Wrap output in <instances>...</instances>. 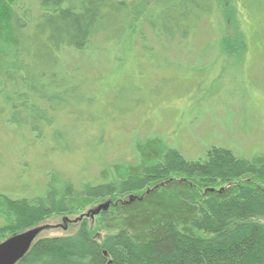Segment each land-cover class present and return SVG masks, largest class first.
<instances>
[{"label":"trees","instance_id":"obj_1","mask_svg":"<svg viewBox=\"0 0 264 264\" xmlns=\"http://www.w3.org/2000/svg\"><path fill=\"white\" fill-rule=\"evenodd\" d=\"M235 2L33 0L25 7L19 0H0V108L11 112L4 123L21 121L39 141L51 131L55 150L78 149L56 144L78 137L59 116L75 115L77 122L83 112L72 113V105L95 104L90 90L77 84L81 70L71 65L76 54H103L107 42L128 44L136 56L135 43L149 57L154 46L191 54L194 41L208 30L213 36L203 43L208 50L202 55L214 50L225 60L242 61L264 29L258 25L246 39L255 22L245 15L249 33L231 39L209 22L236 21ZM257 22L264 23V13ZM92 122L98 128L91 146L96 147L104 125ZM137 150L134 164L115 162L78 189L59 175L42 196L6 198L10 217L0 227V239L109 202L93 218L82 216L72 233L41 237V232L16 264H264V154L243 158L211 146L202 158L190 160L156 137Z\"/></svg>","mask_w":264,"mask_h":264},{"label":"rangeland","instance_id":"obj_2","mask_svg":"<svg viewBox=\"0 0 264 264\" xmlns=\"http://www.w3.org/2000/svg\"><path fill=\"white\" fill-rule=\"evenodd\" d=\"M32 1L19 3L26 7ZM255 1L236 0V21L223 23L216 18L209 20L210 28L235 39L237 34L249 33L245 15L250 16L255 23L246 39H251L258 25L264 29V23L257 22L264 13V0ZM205 31L194 41L191 54L175 47L164 52L154 46L156 52L149 57L142 55L141 44L135 43L136 56L128 44L108 42L103 54H76L71 65L81 70L77 84L90 90L95 104L81 109L72 105V113L83 112L80 121L76 122L75 115L59 116L71 135L77 133L78 137L57 139L56 144L64 148L80 145L73 151L55 150L51 131L39 141L18 119L17 124L4 123L10 108H0V227L10 217L6 198L42 196L48 182H57L59 175L78 189L115 162L134 164L137 149L148 138H158L163 146L190 160L202 158L211 146L229 149L243 158L264 154V33L254 44L249 42L251 51L241 56V61L231 56L225 60L214 50L208 51L210 56L202 55L208 50L203 43L213 36ZM4 90L11 92L9 86ZM92 119L104 125L96 147H91L96 145L98 129ZM81 216L52 217L43 224L47 227L40 236L72 233L84 219Z\"/></svg>","mask_w":264,"mask_h":264},{"label":"water","instance_id":"obj_3","mask_svg":"<svg viewBox=\"0 0 264 264\" xmlns=\"http://www.w3.org/2000/svg\"><path fill=\"white\" fill-rule=\"evenodd\" d=\"M109 202L89 209L84 216L93 218L100 211L107 210ZM82 218V216L80 217ZM47 226H37L14 234L0 242V264H16L29 250L32 243Z\"/></svg>","mask_w":264,"mask_h":264}]
</instances>
